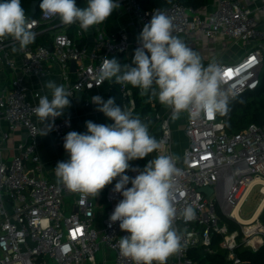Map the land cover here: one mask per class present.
I'll list each match as a JSON object with an SVG mask.
<instances>
[{
  "label": "built area",
  "instance_id": "obj_1",
  "mask_svg": "<svg viewBox=\"0 0 264 264\" xmlns=\"http://www.w3.org/2000/svg\"><path fill=\"white\" fill-rule=\"evenodd\" d=\"M116 19L126 16L124 25L109 29V19L88 31L79 24L63 25L59 18L46 19L39 11L34 17L26 14L35 40L25 48L11 37L0 38V62L6 80L0 85V264H96L102 248L111 251L114 264H134L119 251V240L128 235L112 223L110 216L123 199L113 191L115 183L106 185L100 194L83 197L70 192L61 182L42 175L38 151L39 123L33 109L40 96L49 95L42 87L30 89L28 77L41 86L48 75H56L72 97L80 95L85 107L86 96L105 85L97 73L102 58H116L129 64L130 54L139 46L137 37L155 10L164 11L174 25L173 34H199L207 38L222 36L244 45L243 55L232 62H216L222 68V90L228 99L255 89L264 57V25H259L255 9L239 0H217L207 13L178 1L165 7H142L139 0H118ZM79 6V5H78ZM80 7V6H79ZM264 13V0L256 9ZM42 40V42H38ZM51 46V49L48 48ZM14 50V51H13ZM74 60L71 70L70 61ZM121 108L139 116L142 122L149 115L136 113V100L130 84H118ZM70 97V98H72ZM155 122L149 134L161 141V148L143 159L130 161L142 170L158 155L177 157L181 175L175 177L173 203L177 217L173 226L182 237L181 250L168 258V264H193L189 249L203 247L212 251V236L221 237L219 246L227 251L230 264H244L237 255L239 245L256 250L264 244V225L259 214L249 218L238 216L251 190L258 186L264 201V124L251 122L234 133L225 131L216 113L202 112L198 117L182 112L178 118L183 144H176V127L171 109L155 108ZM52 124V132L64 145V137L77 131L65 111ZM25 130L24 140L9 159L2 156L4 142L17 129ZM64 148V146H63ZM135 177L138 171H126ZM126 187H131V184ZM211 188L207 196L200 188ZM72 195L70 201L65 197ZM191 206L193 220L185 222L182 211ZM259 209V208H258ZM239 226L231 231L222 219ZM106 261V260H105Z\"/></svg>",
  "mask_w": 264,
  "mask_h": 264
},
{
  "label": "clouds",
  "instance_id": "obj_2",
  "mask_svg": "<svg viewBox=\"0 0 264 264\" xmlns=\"http://www.w3.org/2000/svg\"><path fill=\"white\" fill-rule=\"evenodd\" d=\"M44 18H59L63 25L79 24L88 31L105 22L120 7L118 0H87L79 7L77 0H42L39 5ZM21 0L0 2V38L11 37L21 48L32 44L36 33L31 30ZM172 19L155 10L137 37L139 46L131 64L121 65L116 58H102L97 73L99 84L114 81L130 84L157 98L161 105L171 109L172 119L182 112L198 117L202 112H229L228 95L222 90V68L216 63L205 66L201 56L173 34ZM48 95L40 96L33 109L39 118L40 135H47L52 124L71 106V94L64 85L47 80ZM91 102L96 111L110 118L112 124L86 121V132L71 131L64 137L67 161H60L55 175L70 192L83 197H97L101 190L119 177L113 191L123 197L112 212L110 221H119V227L128 235L119 240L121 255L134 264H166L168 258L179 252L182 237L173 226L177 209L173 203L175 177L181 175L177 157L158 155L147 162L142 170L130 166V161L143 159L161 148V141L149 134L148 125L121 108L114 98L107 101L99 95ZM138 171L135 177L126 171ZM131 184V187H126ZM185 222L195 217L188 206L182 213Z\"/></svg>",
  "mask_w": 264,
  "mask_h": 264
},
{
  "label": "crops",
  "instance_id": "obj_3",
  "mask_svg": "<svg viewBox=\"0 0 264 264\" xmlns=\"http://www.w3.org/2000/svg\"><path fill=\"white\" fill-rule=\"evenodd\" d=\"M242 4L255 9L254 15L256 16L259 25H264V13L256 7H259L260 0H239ZM217 6V0H214L201 11L207 13ZM126 16H121L117 19V23L108 25L109 29L115 28L116 26L124 25ZM190 48L196 51L202 58V63L207 66L210 63L216 62H232L240 58L244 53V45L240 41H233L231 39L218 36L215 38H207L199 34L181 35L179 36ZM14 51V50H13ZM6 80L4 68L0 62V85ZM47 80H53L58 84V77L56 75H48L42 80L41 86L36 85L33 77L27 78V83L30 89L36 87H42L46 93L51 94L50 90L44 86ZM101 96L103 100L107 101L110 96L106 87H101L97 90L89 92L86 96L90 101V106L85 107L83 105V99L80 95H75L69 99L71 100V106L65 109V113L72 118L73 124L78 132H86V121H93L97 124H109V118L106 117L102 112L96 111V105L91 102L93 96ZM39 123V118L36 117ZM46 123H49L47 121ZM7 127L6 123L0 122V131L5 130ZM40 128H44L45 124H40ZM25 130L20 128L15 130L9 135V138L4 142L2 148V156L5 159H9L17 152V144L24 140ZM38 151L42 161V175L47 179L54 182H59L55 175V167L60 161H67L69 154L65 151L58 138L54 135L52 130L47 134L41 136L39 133L38 137ZM72 195L65 197L66 201H70ZM261 204V203H260ZM257 207L255 214H258L260 210ZM114 254L111 251H107L102 248L96 254V264H114ZM106 260V261H105Z\"/></svg>",
  "mask_w": 264,
  "mask_h": 264
},
{
  "label": "trees",
  "instance_id": "obj_4",
  "mask_svg": "<svg viewBox=\"0 0 264 264\" xmlns=\"http://www.w3.org/2000/svg\"><path fill=\"white\" fill-rule=\"evenodd\" d=\"M33 0H21V5L25 9V14L30 15V3ZM142 7H165L174 1H178L186 6H191L193 9L200 11L214 0H139ZM3 2V0H0ZM42 2V0H41ZM80 7H86L87 0H77ZM40 5V4H39ZM40 7L38 6L35 14L31 16H38ZM116 14L110 16L109 24L116 19ZM111 29V28H110ZM38 42H42L39 40ZM134 52L130 54L129 64H131ZM125 63L121 62V65ZM108 89L110 98L115 99V103L121 107V95L119 92L118 84L114 81H107L104 85ZM133 97L136 100V113L139 115H149L143 122L148 125V128L155 122V108L158 109L161 104L157 98L149 101L148 95H141V89L131 86ZM229 112L226 116L217 114V119L224 123L225 131L227 133H234L241 130L247 124L254 122L257 124H264V57L259 74V83L255 89L247 90L244 93L228 99ZM114 123L109 118V124ZM259 219L264 225V206L259 214ZM231 231L237 230L239 232L238 239L240 238L239 226L235 221L230 219H222ZM221 237L217 234L212 236V244L210 246L212 251H206L203 247H195L189 249V257L192 259L193 264H230L227 259V251L219 246ZM237 255L244 261V264H264V244L259 246L256 250L239 245L236 249Z\"/></svg>",
  "mask_w": 264,
  "mask_h": 264
},
{
  "label": "rangeland",
  "instance_id": "obj_5",
  "mask_svg": "<svg viewBox=\"0 0 264 264\" xmlns=\"http://www.w3.org/2000/svg\"><path fill=\"white\" fill-rule=\"evenodd\" d=\"M173 127H176V133L174 135V139L176 141V144H183L182 140V133L180 131V125L178 124V119H175L172 121ZM146 159V158H145ZM258 186L254 187L251 192L249 193L245 203L241 205L240 211L238 213V216L242 219L249 218L257 209V207L260 205L259 209L263 206V195L258 193ZM261 203V204H260Z\"/></svg>",
  "mask_w": 264,
  "mask_h": 264
},
{
  "label": "water",
  "instance_id": "obj_6",
  "mask_svg": "<svg viewBox=\"0 0 264 264\" xmlns=\"http://www.w3.org/2000/svg\"><path fill=\"white\" fill-rule=\"evenodd\" d=\"M41 3V0H33L31 3H30V13L31 14H35L36 11H37V8L39 6V4ZM48 48L51 49V46L48 45ZM74 65H75V61L74 60H71L70 61V67H71V70L74 69ZM201 191L205 192L206 195L208 196L212 189L211 188H200ZM166 264H168V261L166 262Z\"/></svg>",
  "mask_w": 264,
  "mask_h": 264
},
{
  "label": "bare ground",
  "instance_id": "obj_7",
  "mask_svg": "<svg viewBox=\"0 0 264 264\" xmlns=\"http://www.w3.org/2000/svg\"><path fill=\"white\" fill-rule=\"evenodd\" d=\"M263 203H264V201H263ZM261 208H262V207H261ZM261 208H260V209H261ZM260 209H258V210H260Z\"/></svg>",
  "mask_w": 264,
  "mask_h": 264
}]
</instances>
